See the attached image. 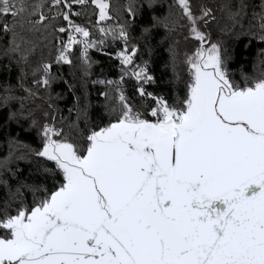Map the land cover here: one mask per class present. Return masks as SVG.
<instances>
[{
  "label": "snow or ice",
  "instance_id": "6c2138e0",
  "mask_svg": "<svg viewBox=\"0 0 264 264\" xmlns=\"http://www.w3.org/2000/svg\"><path fill=\"white\" fill-rule=\"evenodd\" d=\"M157 6L130 3L128 18L111 25L110 0H0L2 53L18 64L27 62L25 31L58 34L55 62L71 65L78 47L85 69L93 63L89 49L102 50L109 37L123 45L115 51L119 79L93 81L111 88L100 95L115 103L105 105L107 120L91 126L86 91L75 97L77 119L66 131L55 111L41 122L26 108L38 92L25 86L23 68L17 85L0 86L5 124L20 128L7 134L9 151L0 158V264H264V47L247 72L233 66L229 43L264 44V0H216L215 7L174 0L159 15ZM173 8L198 46L185 56L182 78L168 43L173 87L149 91L155 78L143 54H153L158 27L165 30L158 43L169 41ZM141 10L152 15L133 42L130 27ZM209 23L217 39L203 30ZM52 68L45 62L33 70L40 76L32 85L50 88ZM125 78L135 81L140 103L125 94ZM33 131L35 145L21 138ZM13 161L32 167L25 174Z\"/></svg>",
  "mask_w": 264,
  "mask_h": 264
},
{
  "label": "trees",
  "instance_id": "16d2710c",
  "mask_svg": "<svg viewBox=\"0 0 264 264\" xmlns=\"http://www.w3.org/2000/svg\"><path fill=\"white\" fill-rule=\"evenodd\" d=\"M27 2H33V0H27ZM194 6L200 3H207L215 7L216 0H192ZM258 3L259 0H256ZM112 6L113 19L108 23H116L117 20L123 22L128 18L126 6L130 3L138 4L140 0H110ZM174 0H158V6L155 9V14L159 15L162 12L169 10V5H172ZM176 15L177 24L174 30L169 34L168 42H160V38L165 36V30L163 26L158 27L153 33V54L151 56L146 53L143 54V59L148 60L150 73L155 78V83L152 85H146L149 91L157 92H170L173 85L169 83V79L172 77V69L169 66V54H168V43H173L177 56V72L180 73L182 78H186L187 69L184 63L185 56L191 54L198 46V42L189 35L187 21L181 18L178 14L179 10L176 8L172 9ZM91 12V9H89ZM152 13L148 11H138L136 16L135 24L130 27V35L133 38V42H136V38L140 35V28L150 22ZM219 19L220 13H216ZM91 24L95 23V15L90 16ZM89 17H83L82 21L87 22ZM91 26V25H90ZM212 33L213 39L218 38L217 25L209 23L207 29ZM26 39L31 41L30 44L25 47L28 48L27 62L17 63V57L6 58L2 49L5 46V40L0 35V86L4 83H10L17 85V78L20 76V68L24 69L25 86L31 87L33 91L38 92V97H34L25 101V106L33 111L34 118L38 121H43L44 113H52L55 111L57 116V126L65 127L68 130V124H71L77 119L76 114V99L75 97H81L86 91L88 95L89 107L87 110V126H91L95 122L101 120H107V114L105 112V105L108 103H115V101H106L101 95V92L108 90L112 92L111 88L106 89L104 85L94 84L93 81L99 79H111L118 80L120 77V69L116 61L110 57L101 55L95 52H89L88 55L93 62L91 68L85 69L82 66L79 55H73L72 64H58L54 62L55 55V39L58 34L45 32L43 37L40 33H22ZM142 43V41H141ZM230 44H234L233 54V66L238 67L244 65V70L247 72L252 71V65L257 61V53L264 44L253 40L249 44L247 49L244 48V44L249 43L247 39L242 38L240 41H231ZM140 62V57H137ZM45 62H51L53 64L52 72L55 79L52 80L51 86L48 89L39 88L37 89L32 85L33 79H39L40 73L37 71L33 75V70L39 69L40 66ZM87 73V74H86ZM123 89L125 94L129 97L133 103H140L138 97H136L134 91V84L131 79L125 78L123 83ZM22 90H17L16 95H23ZM49 104L52 105L49 108ZM15 107H19V103L15 104ZM69 109H72L70 112ZM61 117L64 118L63 124L61 123ZM7 118V109H0V158L8 154L9 148L7 144V134L15 135L20 132V128L15 122H8L5 124ZM80 128L85 127L84 117L81 116ZM26 126V125H25ZM21 138L28 140L35 145L36 134L31 132L25 134L21 132ZM19 165V167L27 174L28 169L32 167L27 161H13L12 166ZM49 167L51 165H48ZM33 177L37 180L42 179V175L38 173L33 167ZM31 182V180H29ZM3 192L0 191V197L3 196ZM31 199V197H28Z\"/></svg>",
  "mask_w": 264,
  "mask_h": 264
},
{
  "label": "built area",
  "instance_id": "2783aa9c",
  "mask_svg": "<svg viewBox=\"0 0 264 264\" xmlns=\"http://www.w3.org/2000/svg\"><path fill=\"white\" fill-rule=\"evenodd\" d=\"M95 24V23H94ZM111 25H115L116 23H109ZM106 26V25H105ZM90 30L93 31V36L92 38L94 40H100L101 39V36L98 32H96L93 28H91L90 26ZM57 38V37H56ZM64 38L66 39V35L64 36ZM123 45L120 41H113L110 37L108 39H106L105 41V45L103 47L102 50H97L95 47L94 48H91L89 49V52H95V53H98V54H101V55H105V56H110L108 55V53H111L112 55L110 57H112L116 63L118 64L119 66V60H117L115 58V51L118 50L119 48H122ZM88 52V53H89ZM74 55H79V48H75L74 49ZM55 56H56V39H55V55H54V62H55ZM56 63V62H55ZM137 63H139V60L137 59ZM58 64H65L64 62H61V63H58ZM133 84L135 85V81L133 79H131Z\"/></svg>",
  "mask_w": 264,
  "mask_h": 264
}]
</instances>
